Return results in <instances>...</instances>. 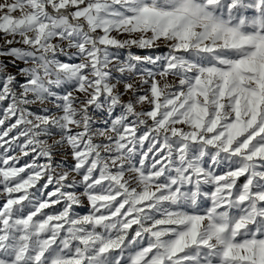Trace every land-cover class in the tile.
<instances>
[{
    "label": "snow or ice",
    "instance_id": "6c2138e0",
    "mask_svg": "<svg viewBox=\"0 0 264 264\" xmlns=\"http://www.w3.org/2000/svg\"><path fill=\"white\" fill-rule=\"evenodd\" d=\"M0 200V264H264V0H0Z\"/></svg>",
    "mask_w": 264,
    "mask_h": 264
},
{
    "label": "rangeland",
    "instance_id": "374dc122",
    "mask_svg": "<svg viewBox=\"0 0 264 264\" xmlns=\"http://www.w3.org/2000/svg\"><path fill=\"white\" fill-rule=\"evenodd\" d=\"M9 2H10V0H9ZM133 51H136V52H139L140 50H136V49H134ZM164 51H166V49H164V48H161V49H157L156 50V52L159 54V53H161V52H164ZM14 154V153H13ZM25 159H28V158H25ZM23 160L21 161V164H23ZM69 162H71L70 160H69ZM3 201L2 200H0V203H2Z\"/></svg>",
    "mask_w": 264,
    "mask_h": 264
}]
</instances>
